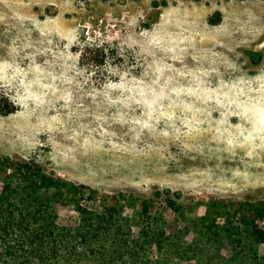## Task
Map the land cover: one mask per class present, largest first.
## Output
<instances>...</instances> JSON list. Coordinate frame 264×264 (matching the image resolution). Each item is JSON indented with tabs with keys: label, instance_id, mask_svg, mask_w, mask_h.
<instances>
[{
	"label": "rangeland",
	"instance_id": "obj_1",
	"mask_svg": "<svg viewBox=\"0 0 264 264\" xmlns=\"http://www.w3.org/2000/svg\"><path fill=\"white\" fill-rule=\"evenodd\" d=\"M7 105L77 264H264V0H0ZM75 201L116 209L87 245Z\"/></svg>",
	"mask_w": 264,
	"mask_h": 264
},
{
	"label": "trees",
	"instance_id": "obj_2",
	"mask_svg": "<svg viewBox=\"0 0 264 264\" xmlns=\"http://www.w3.org/2000/svg\"><path fill=\"white\" fill-rule=\"evenodd\" d=\"M113 52L103 49L101 54L106 57L107 53L112 55ZM14 110L13 105H7L0 108V113L10 114ZM5 162L0 168L11 174L0 194V264L81 262L76 250L66 243L69 232L58 225L57 216L51 208L52 202L65 203L63 196L71 195L68 185L48 175L38 165L19 162L14 165L10 160ZM50 190L55 191L57 199L47 196ZM86 200H95V197L89 196ZM74 206L82 217V230L78 237L86 245L105 233L102 227L105 220L112 219V214L116 212L115 208H111V212L104 209L100 214L95 213L79 201H75ZM261 236L255 237L264 242V233ZM86 252L96 254L90 250ZM138 254L136 250L123 251L120 257L129 255L133 261H137L140 258Z\"/></svg>",
	"mask_w": 264,
	"mask_h": 264
}]
</instances>
